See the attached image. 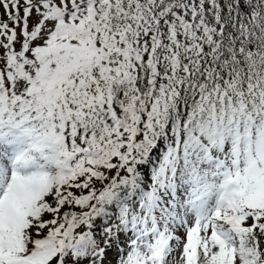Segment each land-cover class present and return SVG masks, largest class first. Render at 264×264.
I'll use <instances>...</instances> for the list:
<instances>
[{
    "label": "snow or ice",
    "instance_id": "snow-or-ice-1",
    "mask_svg": "<svg viewBox=\"0 0 264 264\" xmlns=\"http://www.w3.org/2000/svg\"><path fill=\"white\" fill-rule=\"evenodd\" d=\"M0 264H264V0H0Z\"/></svg>",
    "mask_w": 264,
    "mask_h": 264
}]
</instances>
